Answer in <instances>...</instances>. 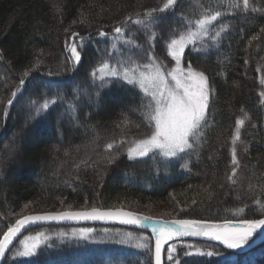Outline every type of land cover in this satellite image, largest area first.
Wrapping results in <instances>:
<instances>
[{
	"label": "trees",
	"instance_id": "trees-1",
	"mask_svg": "<svg viewBox=\"0 0 264 264\" xmlns=\"http://www.w3.org/2000/svg\"><path fill=\"white\" fill-rule=\"evenodd\" d=\"M156 6L162 0H0V96L12 94L21 79L27 81L6 118V97H0V238L22 217L19 211L28 202H36L34 213L55 210L61 200L73 207L109 209L147 202L169 206L178 196L183 208L174 217L142 213L205 221L264 218V0H249L247 8L243 0H179L174 13L163 14L165 29L184 31L185 20L222 13L212 24L220 31L216 42H195L183 60L208 78V123L196 148L182 157L150 153L130 159L122 152L127 136L119 128L129 129L123 124L126 117L143 126L142 92L116 78L102 82L92 76L112 60L114 27L127 16L134 22L137 13ZM82 15L84 21L77 24ZM129 26L138 48L125 53V59L145 64L149 52L166 56V30L152 27L148 40L143 27ZM101 30L108 35L100 37ZM73 38L86 43L77 67L66 46ZM134 131L130 136L139 135ZM113 142L115 147L108 150L106 145ZM82 228L145 238L147 245L108 237L94 243L72 235L73 229ZM26 234L42 235L45 241L29 258L15 256L16 244L3 264H154V237L143 230L42 225ZM172 244L176 252L170 262L167 249ZM197 248L216 255H199ZM162 264H264V242L234 253L211 242L173 240Z\"/></svg>",
	"mask_w": 264,
	"mask_h": 264
},
{
	"label": "snow or ice",
	"instance_id": "snow-or-ice-1",
	"mask_svg": "<svg viewBox=\"0 0 264 264\" xmlns=\"http://www.w3.org/2000/svg\"><path fill=\"white\" fill-rule=\"evenodd\" d=\"M179 5V0H162V6L149 7L143 14L137 13L138 19L135 24L147 28L149 26L160 28L167 31L168 36L166 49L174 67L168 69L162 62L149 63L143 66L144 70H139V66L134 68L125 67L123 71L110 67L108 63H103L98 69L99 78L103 82L106 77L116 78L132 87L141 90V106L143 115L141 124L147 129V135L134 141V146L128 149L130 159L145 157L150 153L162 155L163 157H178L193 151L196 148L195 141L200 138L202 128L208 123V110L210 104V88L208 78L203 72L195 71L191 62L187 67L182 66V61L186 56V49L190 52L189 46H194L197 37L207 32L208 25L222 15L220 11H215L196 20L195 29L186 28L184 31L173 29L170 26L165 29L163 21L166 13H174ZM245 8L249 5V0H243ZM131 16L114 27L113 32L120 35L125 32ZM73 33L72 36H78ZM100 37H106L108 33L99 31ZM219 35V33H217ZM71 61L73 67H77L82 61L84 45L76 42L71 43ZM150 61L155 58L148 53ZM168 58L167 56L165 57ZM25 77L29 72L23 73ZM95 76L96 73H93ZM27 81L21 79L20 84L25 85ZM39 87V84L36 85ZM103 84L101 85V87ZM20 92L19 89L12 92L15 98ZM99 95V93H98ZM14 100L8 99L7 104L13 105ZM44 108L48 104L43 105ZM39 111V109H37ZM7 112H5V118ZM238 124L242 121H237ZM122 143V142H121ZM115 142L108 143L106 148L112 150ZM118 147V146H117ZM117 157H112L114 161ZM112 162V161H110ZM232 163L237 164L235 149H233ZM235 173V168H233ZM243 211V209H240ZM66 220H119L121 223L130 225H140L144 228H151L155 237L154 264H161L162 248L167 241L175 237H205L222 244L226 249L243 250L245 247L251 249L257 242L264 241V218L259 219H239L225 220L223 223H215L204 220L177 219L171 222L159 221L152 217L141 216L135 213L116 210H101L93 207L90 210L63 211L59 213H49L40 215H25L7 227V231L0 238V258L5 257L6 249L13 244L14 238L22 229L28 225L45 221H66ZM91 229H82L80 235L85 236L91 233ZM72 235H77L72 233ZM39 237H36L31 245L25 247L24 251L18 255L24 258L32 257L37 249ZM123 243V241H121ZM142 247H144L142 245ZM168 261L173 260V253L176 252L175 245L169 247ZM199 255L212 257L215 253L209 251L203 253L199 248L196 249ZM190 254V253H189Z\"/></svg>",
	"mask_w": 264,
	"mask_h": 264
},
{
	"label": "rangeland",
	"instance_id": "rangeland-1",
	"mask_svg": "<svg viewBox=\"0 0 264 264\" xmlns=\"http://www.w3.org/2000/svg\"><path fill=\"white\" fill-rule=\"evenodd\" d=\"M83 19H84V16L82 15L80 17V19L77 21V24H79L82 21H84ZM215 21H212L208 25L207 32L206 33L200 34L197 37L196 42L197 41H202V43H207V42H211V41L216 42V40L218 39V36L220 35V31L219 30L218 31L217 30H213L214 28L212 27V24ZM195 22L196 21L190 22V21L185 20V24H186L185 26H186V28L188 27L189 29H195V27H196V23ZM130 24H135V23L134 22L133 23H128V25L126 26L125 32L122 33V34H120V35L115 34L114 39L110 43V45H111V50L110 51L111 52H110V56L109 57L112 60H110L109 63L107 62L110 67L116 68L118 71H121L122 72L125 67L134 68L136 66H139V70H144L143 69V66L145 64L157 63V62H162L168 69H170V68H172V67L175 66L174 65V62H171V63L169 62L171 60V57H170V55H168L166 48H165L166 50L164 49V51H165L166 56L168 57L167 59L165 58L166 56L163 59H160L158 56H154L153 53H151V54L155 58V60L154 61H150L149 58H148V61L145 64H143V63L140 64L138 62L132 61V60H130L129 57L128 58L126 57V59H125L124 58V54L127 53L125 55V56H127L129 54V52L132 50V48L134 49V47H136V43L134 42V40L130 37V35L128 33V31L130 29V26H129ZM137 25L138 24H135V26H133V27H137ZM139 26L140 27H143L142 25H138V27ZM143 28L147 31V39L150 40V38H152V32H153L152 31V26H149L147 28L143 27ZM65 33H66V30H64V33L62 32V36H64ZM217 33H219V35H217ZM204 39H205V41H204ZM73 42H76L78 45L81 42L83 43V45L86 44L80 38H73L71 40V43H73ZM71 43L69 45L67 44L66 46H70ZM136 48H138V47H136ZM67 49H68L67 52H69V54L71 56V52L69 50V47H67ZM182 66L187 67V65H185L183 63V61H182ZM98 69L94 71V73H96V75L95 76L94 75L92 76L93 81H101L100 78H99L100 74H99ZM194 70L195 71H199V70H196V69H194ZM199 72H201V71H199ZM3 84H5V86H6L8 84V82L7 81H4ZM20 88H21V84H20V86L15 91H17ZM10 95H11V92L8 94L7 97L5 96L6 98L4 97L3 94L0 96V97L5 98L4 99V103H3L4 118H5V112H7V109L9 107V105L7 104V101L10 98L13 99V97H10ZM3 98H0V99H2V100H0V103L3 101ZM142 115H143V111L141 113V116ZM123 124H126V127H129V129H127L128 131L131 129L130 134L128 135V134H126V132H127L126 129L119 128L121 131H124L125 132L122 135L124 137L127 136L126 137L127 138V144H126V146L123 147V151L122 152L125 151V153L128 156V149L130 147H133L134 146V141H138V140L144 138L147 135V129H145L143 126H140L139 127V125L133 123L130 120V118H127V117L124 119V123ZM133 128L136 129V131H134V132L139 133L138 136H134V137L130 136ZM141 132H142V134H141ZM122 144H123V142H122ZM117 146H120V144L117 145ZM114 147H115V145H114ZM138 158H143V157H136L134 159H138ZM179 202L180 201L178 200V196H173L172 203H171V205L168 204L169 206L164 205V204L162 205L160 203L157 204V203H153V202H147L144 205L143 204L142 205H138L137 203H131V204L129 203L127 205L117 204V205H115V207H112V209L122 208V209H127V210H130V211L140 212V213L147 212L149 214L156 215V216H169L170 214H172L171 216L174 217L175 213H177L179 210L181 211L182 208H183ZM35 204H36V202H28V204H25L22 207V209L19 211L20 214H18V216H22L23 217L25 215L32 214V213H30L31 210H32V205H35ZM58 205H59V207L56 208L55 210H44V211L78 210V209H84L86 207V206H83V205L82 206H77V207H73V206H71V204L66 205L63 200H61L58 203ZM87 209H91V208H87ZM174 211H177V212H174ZM37 212H43V211H37ZM22 217H20V218H22ZM82 229H73L71 231V233H76L77 236H80V237H82L84 239H87V240H91L94 243L95 242H98V240H99L98 237H108V239H114L115 238L116 239L115 241H117L118 243H121V241H123V243H125V242L126 243H129L130 242V243H134L137 246H142V245L143 246H146L147 245L145 238L144 239L143 238H135V237H131L128 234L122 235V234H120L117 231H115V232L103 231L102 234H95L96 231H93V229H91L92 230L91 233H89V234H87L85 236H82V235H80ZM25 233L26 232H24L22 234V236L14 244V246L16 244L18 245L17 248H16V251H15V256L17 258H21V256H19L18 254L21 253V252H23L26 246L31 245L34 242V240H35L36 237H39V243H38V246H37V249H36L35 253L38 251V249L40 248V246L43 245V243L45 241V238L42 235H39V234H26L25 235ZM115 233H117V234H115ZM91 238H94V239H91ZM173 245H175V244H172L171 246H173ZM172 255H174V253Z\"/></svg>",
	"mask_w": 264,
	"mask_h": 264
},
{
	"label": "water",
	"instance_id": "water-1",
	"mask_svg": "<svg viewBox=\"0 0 264 264\" xmlns=\"http://www.w3.org/2000/svg\"><path fill=\"white\" fill-rule=\"evenodd\" d=\"M99 209H101V210H116V209H122V208H115V209H112V208H109V209L99 208ZM81 210H90V209L65 210V211H81ZM122 210L129 211V212L135 213L137 215H141V216L152 217L155 220H159V221H169V222H171L173 220H177V219H164V218L153 217V216L146 215L144 213H140V212H136V211H130V210H127V209H122ZM59 212H63V211L35 212V213L29 214V215H40V214L59 213ZM209 222L223 223L224 221H209ZM42 225H70V226H83V225H102V226H107V225H116V226H121V227H126V228L143 230V231L150 232L152 234V231H151V228L150 227L149 228H144V227H142L140 225L124 224V223H121L119 220H95V221H93V220H80V221L66 220V221H45V222H37V223L28 225L25 229H22L21 232L17 234V236L13 240V244L9 246V249H6L5 257L0 258V264H3L4 263V261H5L7 255H8V253H9V251L11 250V248L14 246L15 242L22 236V234L24 232L28 231L31 228L38 227V226H42ZM261 235L264 236V232H262ZM153 237H154V235H153ZM178 239H190V240L207 241V242L216 243V244L221 245L222 247H224L219 242L214 241V240H210V239L205 238V237H175L174 236L171 240L167 241V243H165L163 245L162 253H161V264H162L163 253H164V249H165L166 245L168 243H170L171 241L178 240ZM261 242H257V244H259ZM257 244L255 246H257ZM228 250H231V251H234V252H241V251H246V250H249V249L247 247H245L243 250H239V249H236V250L228 249ZM154 252H155V237H154Z\"/></svg>",
	"mask_w": 264,
	"mask_h": 264
},
{
	"label": "bare ground",
	"instance_id": "bare-ground-1",
	"mask_svg": "<svg viewBox=\"0 0 264 264\" xmlns=\"http://www.w3.org/2000/svg\"><path fill=\"white\" fill-rule=\"evenodd\" d=\"M198 241H201V240H198ZM180 242V241H179ZM205 242H207V241H205ZM264 241H262L261 243H263ZM212 243V242H211ZM261 243H259V244H261ZM216 244V243H215ZM259 244H257V246L259 245ZM167 246V245H166ZM221 246V245H220ZM222 247V246H221ZM256 247V246H255ZM166 248V247H165ZM224 248V247H223ZM226 249V248H225ZM226 250H228V249H226ZM164 251H165V249H164ZM228 251H231V250H228ZM247 251V250H246ZM231 252H234V251H231ZM241 252H244V251H241ZM241 252H234V253H241ZM163 260V259H162Z\"/></svg>",
	"mask_w": 264,
	"mask_h": 264
}]
</instances>
